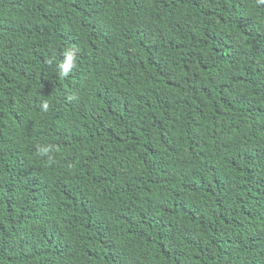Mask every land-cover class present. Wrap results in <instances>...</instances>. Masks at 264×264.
<instances>
[{
    "label": "trees",
    "instance_id": "16d2710c",
    "mask_svg": "<svg viewBox=\"0 0 264 264\" xmlns=\"http://www.w3.org/2000/svg\"><path fill=\"white\" fill-rule=\"evenodd\" d=\"M0 264H264V2L0 0Z\"/></svg>",
    "mask_w": 264,
    "mask_h": 264
},
{
    "label": "clouds",
    "instance_id": "9594fccd",
    "mask_svg": "<svg viewBox=\"0 0 264 264\" xmlns=\"http://www.w3.org/2000/svg\"><path fill=\"white\" fill-rule=\"evenodd\" d=\"M261 2H264V0H261ZM64 59L59 65V75L61 77H68L72 69L74 68L76 62H77V53L75 50L69 48L64 51ZM49 107L47 102L43 103V109L47 110ZM54 149L53 145H41L38 146L37 152L40 155H47L50 154Z\"/></svg>",
    "mask_w": 264,
    "mask_h": 264
}]
</instances>
